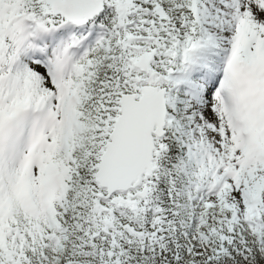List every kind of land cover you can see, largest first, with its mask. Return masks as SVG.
Returning <instances> with one entry per match:
<instances>
[{"label":"snow or ice","instance_id":"6c2138e0","mask_svg":"<svg viewBox=\"0 0 264 264\" xmlns=\"http://www.w3.org/2000/svg\"><path fill=\"white\" fill-rule=\"evenodd\" d=\"M0 264H264V0H0Z\"/></svg>","mask_w":264,"mask_h":264}]
</instances>
